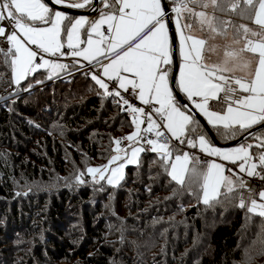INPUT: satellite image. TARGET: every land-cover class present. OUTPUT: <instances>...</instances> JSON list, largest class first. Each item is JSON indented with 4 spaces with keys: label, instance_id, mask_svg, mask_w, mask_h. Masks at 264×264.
<instances>
[{
    "label": "trees",
    "instance_id": "trees-1",
    "mask_svg": "<svg viewBox=\"0 0 264 264\" xmlns=\"http://www.w3.org/2000/svg\"><path fill=\"white\" fill-rule=\"evenodd\" d=\"M111 3L102 0L99 14L112 11ZM68 17L65 27L74 16ZM12 55L0 48V262L264 264V217L239 207L240 189L205 204L189 177L183 185L171 178L174 155L198 134H208L198 118L170 143L171 160L146 149L118 185L93 179L89 167L108 163L115 140L135 127L127 105L83 72L37 84L48 73L39 69L15 84ZM9 86L16 88L15 99L1 96ZM210 128L223 144L250 131L237 127L232 138V130ZM247 141L257 143L253 136ZM191 157L196 159L195 151ZM225 173L237 177L230 166ZM19 235L29 242L20 243Z\"/></svg>",
    "mask_w": 264,
    "mask_h": 264
},
{
    "label": "snow or ice",
    "instance_id": "snow-or-ice-1",
    "mask_svg": "<svg viewBox=\"0 0 264 264\" xmlns=\"http://www.w3.org/2000/svg\"><path fill=\"white\" fill-rule=\"evenodd\" d=\"M90 2L91 0H72L66 6L83 8ZM54 3L64 4L65 0H54ZM169 3L174 6L166 12L162 0H112L108 5L112 11L102 13L98 20L92 21L91 32L87 34L86 40H82L81 29L89 23L85 17L75 19L65 27L64 21L70 18L62 11H53L43 0H0V22L8 21L13 29L6 39L11 41L14 50L12 65L15 83L19 84L40 68H48L52 72L67 68V65L44 59L42 55H65L62 51L65 46L62 36H66L67 47L72 49V56H82L89 62L114 54L117 49L126 46L127 50L122 55L102 65L103 75L118 81L119 88L126 92L129 85L138 90L139 99L145 105L155 101L158 105L155 113L165 121L167 131L177 140L185 136L189 126L198 124V121H194L193 116L186 111H181L177 96L173 94L174 87L192 100L196 109L208 118L210 124L232 130V138H235L237 127L238 130L245 131L256 125H264V0H169ZM171 13L175 14L174 19ZM229 13L252 21L258 26V30L243 24L238 27L233 25L230 20L225 19ZM166 18L173 19L179 33L175 50L181 63L175 83L170 82L173 41ZM104 25H107L109 33L107 44L105 33L101 31ZM229 27L235 29L232 44L224 46L221 60L208 63L205 53L216 52L220 48L219 44L210 42L216 41L218 37L227 39ZM17 29L23 39L17 34ZM5 30V26L0 24V36L5 35ZM93 34L97 36L96 40L92 39ZM240 39L244 40V47L234 48L232 45L238 44ZM134 40L138 42L133 43ZM84 43L87 47L81 49L80 45ZM102 44L105 45L103 48ZM30 45H35L40 51L33 50ZM244 53H251L256 57L254 71L251 70L253 61L246 58ZM38 56L43 61L40 64L35 63ZM237 71L243 75L237 76ZM91 78L105 94L120 96L119 91L109 92V85L100 76L93 74ZM115 87L114 85L113 89ZM121 100L128 105V100L123 97ZM213 101L215 103H211ZM183 107L187 108L186 105ZM129 108L133 113L136 132L125 139L132 141L139 136L141 124L144 123L139 117L145 116L148 121L145 131L155 132L156 136V139L146 141L151 146L150 150L159 152L165 161L171 160L168 140L164 132L160 131L161 125L153 119V113L149 111L145 114L143 108L131 105ZM191 131L195 133L196 129L193 127ZM261 131L264 132V129ZM249 135L257 140L255 145L241 143L237 147L222 149L214 147L204 134H198L197 139L189 140L188 143L193 148L199 147L208 155L220 157L224 161H231L233 164L239 161V171L246 172L251 177L260 175L257 168L264 169V137H257L255 133ZM161 138H164V142H161ZM115 144L117 153H126L125 149L120 148L121 140H115ZM253 147L260 149L255 156L250 151ZM142 151L143 148L133 149L127 163H138L137 156ZM121 159L120 155H114L109 165L103 167L107 171L112 163ZM124 167V164H120L111 169V175L107 178L109 184L123 179ZM168 167L171 168L172 180L179 184L185 183L186 176L198 184L205 204L210 200L220 202V196L227 198L238 189L247 187L242 178L237 176L233 179L232 176L225 175L224 164L204 161V166L201 167L200 161L194 160L188 153L175 156V162ZM88 172L94 179L97 173L99 179H105L104 172L99 168H89ZM260 178L264 180V175H260ZM247 190L249 193L254 191L251 188ZM258 198L260 202L257 199L250 200L247 211L264 217V190L258 192ZM245 206V199L240 193L239 207Z\"/></svg>",
    "mask_w": 264,
    "mask_h": 264
},
{
    "label": "rangeland",
    "instance_id": "rangeland-1",
    "mask_svg": "<svg viewBox=\"0 0 264 264\" xmlns=\"http://www.w3.org/2000/svg\"><path fill=\"white\" fill-rule=\"evenodd\" d=\"M43 2L44 3H46V4H48L47 2H45L44 0H43ZM102 2V1H101ZM49 5V4H48ZM94 5V4H93ZM93 5H91L90 7H89V9H91L92 7H93ZM49 7L51 8V6L49 5ZM102 7V6H101ZM56 10H59V9H54V11H56ZM59 11H61V10H59ZM62 12H64V11H62ZM65 14H66V12H64ZM101 14L102 13H100L97 17H92V16H86V15H75V18H74V20L75 19H78V18H81V17H85L87 20H88V24H85L84 25V27L81 29V32H80V35H81V39L82 40H86L87 39V34L89 33V32H91V28H90V24H91V22L92 21H94V20H98L99 18H100V16H101ZM225 19H228V20H230L231 21V23L233 24V25H235V26H239V25H241V24H243V25H245V26H247V27H250V28H253L254 30H258V28H256V26H253V24L251 23V21L250 20H248V21H241V20H239V21H236L235 20V18L233 17V16H227V17H225ZM74 20H73V22H74ZM166 23L168 24V22H167V20H166ZM107 28V25H104L103 27H102V29H101V31H103V32H105V29ZM175 29H176V27H175ZM168 30H169V35H170V37H171V33H170V28H169V26H168ZM17 31V34L18 35H21V38L23 39L24 37L22 36V34L21 33H19V30L17 29L16 30ZM197 34V33H196ZM175 35H177V45H178V36H179V33H178V31H177V29H176V34ZM235 35V29L234 28H232V27H229V31H228V38L227 39H222V38H217L216 39V41H212V42H210V43H216V44H219L220 45V48H218L217 49V51L216 52H212V53H208V52H206V56L205 57H207V61L208 60H210L211 62H213V63H216V62H218L219 60H221L222 58H223V52H224V46L225 45H227V44H232V40H233V36ZM172 38V37H171ZM249 38L251 39L252 37H250L249 36ZM65 40H63V42H64V48L62 49V51L64 52L66 49H68L69 51H70V57H73L74 58V56H72L71 55V53H72V49H70V48H68L67 47V41H66V38H64ZM92 39L93 40H96L97 39V36L95 35V34H93L92 35ZM107 42H108V38H106V36H105V44H107ZM244 45V40L243 39H240V42L238 43V44H233L232 46L234 47V48H237V49H239V48H242V47H244L243 46ZM32 48H33V50H34V46L35 45H30ZM85 47H87V45H86V43H85V45L84 44H81L80 45V48L81 49H83V48H85ZM1 48V47H0ZM3 52H5V51H3ZM14 52V50L13 49H10V51H6L5 53H13ZM248 53H244L243 55L245 56V57H248L249 59H251L248 55H247ZM43 55V58L44 59H48V60H50V58L47 56V55H50V54H42ZM173 55V54H172ZM75 59H77L78 60V63L79 64H81V65H85V64H89V63H91V62H89L88 60H85L84 59V57H75ZM108 59V58H107ZM36 60H37V58H36ZM179 60H180V56L178 55V62H179ZM51 61V60H50ZM108 61V62H107ZM43 61H42V59H41V63H42ZM52 62H55V63H61V62H59V61H52ZM110 62V60H105L104 61V63H106V64H108ZM177 62V63H178ZM35 63H36V61H35ZM37 64H40V63H37ZM62 64V63H61ZM179 64V63H178ZM101 66L103 65V63L102 64H100ZM67 67H69V66H67ZM40 69H47L48 70V73H47V78H41L39 81H37V84H42V82H44L43 80H48L49 81V79H51L50 81H49V83L50 82H52V81H54L55 79H57V78H63V77H69V72H70V70H71V68L69 69V70H67L66 72H64L63 73V76L61 75V76H59V77H53L54 76V72H52L50 69H48V68H40ZM37 70H39V69H37ZM36 70V71H37ZM62 70L63 69H57L56 70V73H60V72H62ZM74 74H76V73H74ZM73 74V75H74ZM123 74V73H122ZM99 75H100V73H99ZM71 76V75H70ZM101 76V78H103L104 80H105V82L107 83L108 81H112V80H110L108 77H105L104 75H103V70H102V74L100 75ZM129 78H132L131 76L129 77ZM12 79H13V82L15 83V72H14V68H13V74H12ZM23 81V80H22ZM170 82H172V79H170ZM21 83V82H20ZM19 83V84H20ZM16 84V83H15ZM108 84V83H107ZM9 87H14V86H9ZM8 87V88H9ZM8 88H6V89H8ZM118 88H119V86H118ZM5 89V90H6ZM116 89V88H115ZM121 90L123 91V89H120L119 88V90H117V91H119V92H121ZM16 90H12V91H9L8 93H10V94H13V96L10 98V100L11 99H15V97L17 96V92L16 93H14ZM4 92V91H3ZM3 92H1V96H2V94H3ZM109 92H110V90H109ZM16 94V95H15ZM173 94L174 95H176V92H175V88H173ZM177 96V95H176ZM4 97H7V96H4ZM9 98V97H8ZM177 100H178V102H179V99H178V97H177ZM140 102H141V100H140ZM152 103H154V104H156L155 103V101H153ZM190 104V106H191V108L195 111V112H197L200 116H202L203 117V119L207 122V124L211 127V126H213L212 124H210L209 122H208V118L206 117V116H204L203 115V113H201L198 109H196V107H195V104L193 103V102H191V103H189ZM143 105H145L143 102H142V105H138V106H136V108H143L142 106ZM157 105V104H156ZM178 106H180V105H178ZM181 111H186L187 112V114H189V115H192L193 116V111L191 110V109H186V108H183L182 106H181ZM139 119H142V120H144V116H140L139 117ZM144 124L145 123H143V124H141V130H140V133H139V136L137 137V138H135L134 140H132V141H129V144H128V146L126 147V148H122L121 147V145H120V148H122V149H125L126 150V153L125 152H120V153H117L115 150H114V153L112 154V156H114V155H120L121 157H122V159L121 160H118V161H116V162H114V163H112L110 166H109V169L106 171L105 170V168L103 167V166H105V165H109V162L108 163H106V164H103V165H97V164H92L89 168H99V169H101V171L102 172H104V175H105V178L107 179L110 175H111V169H113V168H116V167H118L120 164H124L125 165V167L123 168V176H125V174H126V169H127V166L128 165H130V164H128L127 163V159L128 158H130L131 157V154H132V150L133 149H135V148H143L144 150H146L147 148L144 146V144H143V142H142V137L145 135V133H146V131H145V129L147 128H144ZM133 132H136V124H135V127L128 133V134H126L127 136H129V135H131ZM163 132H164V134H165V137L167 138V140H168V143H169V145H170V143L171 142H174L175 140H177L176 139V137H173V136H171V134L167 131V129H166V127H165V121H164V128H163ZM126 135H123V136H121V137H119L118 139L119 140H121V143H122V139L126 136ZM205 136H206V138L211 142V144L214 146V147H219V148H222V149H226V148H232V147H237V146H239L240 144H238V145H234V146H230V147H227V146H223V145H218V144H216V142H214L212 139H211V137L208 135V134H204ZM126 136V137H127ZM154 136H155V134H154ZM181 138V137H180ZM154 139H156V137L154 138ZM197 139V138H196ZM192 140V139H191ZM161 142H164V138H161ZM197 143H198V141H197ZM243 144H246V143H243ZM248 144V143H247ZM114 148L116 149V144H115V146H114ZM192 151H195L196 152V154H197V157H196V159L195 160H199V158H200V155H203V156H205V158L207 157L209 160H208V162L210 163V162H212V161H215V162H217V163H222V164H224L225 165V169L227 168V166H230V170L232 171V172H234V173H236L237 174V176L238 177H240L241 178V175H244V174H246V172H240L239 171V167H238V165H239V161L236 163V164H233L231 161H224L222 158H220V157H215V156H211V155H208L207 153H205V152H203L199 147H196V150H194V148L190 145V147L189 148H187V149H184V151L183 152H180V153H178V154H176V155H174V157H173V161H172V163H174L175 162V156H177V155H183L184 153H188L189 154V156L191 157V153H192ZM252 153H253V151H252V149L250 150ZM143 152V151H142ZM142 152H140V153H138V156H137V160H138V163H139V161H140V157H141V154H142ZM111 156V157H112ZM110 160H111V158H110ZM109 160V161H110ZM200 163H202V164H204V162H200ZM137 164V163H136ZM226 172V171H225ZM91 174V173H90ZM225 175H230V174H227V173H225ZM230 176H232V175H230ZM233 177V176H232ZM92 178H93V175H92ZM124 178V177H123ZM94 179V178H93ZM96 180L97 179H99V173H97L96 174V178H95ZM233 179H235V178H233ZM122 180V179H121ZM121 180H119V182L118 183H113V184H111V185H118L119 183H120V181ZM262 190H264V186H263V188H262ZM201 202H203V198L201 197ZM260 202V201H259ZM22 232H24V233H26L25 232V229L24 230H22V231H20V233H22ZM18 238H19V240H20V243L21 242H23L22 244H27L28 242H29V237H27L26 238V236H22V235H19L18 236ZM26 238V239H25ZM14 244H15V242H14ZM0 264H3V261H1L0 262ZM8 264H11V262L10 263H8ZM12 264H14L13 262H12Z\"/></svg>",
    "mask_w": 264,
    "mask_h": 264
},
{
    "label": "built area",
    "instance_id": "built-area-1",
    "mask_svg": "<svg viewBox=\"0 0 264 264\" xmlns=\"http://www.w3.org/2000/svg\"><path fill=\"white\" fill-rule=\"evenodd\" d=\"M170 7H169V10H170ZM172 14L173 13H171V15ZM0 24L5 26V29H6L5 30V35L4 36H0V47H1V50L5 51V52L6 51H10V49L12 48V44H11V41L6 39V37L10 34V32L13 29L9 26L8 21L0 22ZM106 34H109L107 30H106ZM144 34L146 35L147 33L145 32ZM135 42H138V40H134L133 41V43H135ZM125 50H127L126 46L124 48L119 49L114 54H110L108 56V59L116 58L118 55H121L123 53V51H125ZM36 51L39 52L40 50L38 48H36ZM52 59L59 60V61L63 62L65 65L69 66L71 68V70H70V72L68 74L69 76L73 75L74 73H78V72H83L85 75L90 76V77L93 74L99 75V73H100V71L97 68L96 64H94L93 62H91L89 64L81 65L74 58H71L69 56L64 57V56H61V55H57L56 58H52ZM36 63H41L40 56L37 57ZM93 70H95V71L93 72ZM113 86H114V84L110 85V89L111 90H114ZM12 90H16V88L15 87H13V88L9 87L8 89H6L3 92L2 96L8 95L9 94L8 92L12 91ZM121 97H123V99L128 100V102H129L128 105H127L128 113H129L130 116L133 117V113L131 112V110L129 108V105H131L132 107H136L138 105H142V104H139L138 101H137L136 91L134 89H132V88H129L127 92L126 91L120 92V98ZM142 107L145 110V114H147L149 111H151L153 113V119L156 120V122L161 125L160 131H163V128H164L163 120L159 118V115L157 113H155V108L157 107V105L154 104V103H151L149 105H143ZM144 123H145L144 124V128H146L148 121H147L145 116H144ZM154 134H155V132H152V133H147L146 132L145 135L142 137V142H143L144 146L148 150L151 149V146L148 145L146 143V141L154 139L156 137V136H154ZM122 140L123 141H122V143L120 145H121L122 148H125L129 144V141L127 139H125V138H123ZM208 160L209 159L207 157L205 158V156H201L200 157V161L201 162L208 161ZM256 171L258 173H260V175H264V169L262 171L261 170H256ZM260 175H254V176H251V177L248 176L247 174L241 175V178L246 182V185H247L246 188L240 189V193L243 194V197L245 199V205H246L245 207L246 208L248 207L251 199H257V201L259 202L258 192L261 191L263 186H264V180H262L260 178ZM248 188L254 189V191L249 193V191L247 190Z\"/></svg>",
    "mask_w": 264,
    "mask_h": 264
},
{
    "label": "water",
    "instance_id": "water-1",
    "mask_svg": "<svg viewBox=\"0 0 264 264\" xmlns=\"http://www.w3.org/2000/svg\"><path fill=\"white\" fill-rule=\"evenodd\" d=\"M44 1L47 2L49 5H51L53 8L59 9L61 11H64V12L72 14V15H94V14H96L98 12L102 0H94V6L91 9H89V10H81V9H78V8H70V7H67L66 5H63V4H55L54 0H44ZM163 4L165 5V11L168 12L169 11V5L165 2V0H163ZM167 22H168L169 27H170L172 41H173L174 71H173V75H172V83H175V81H176V77L175 76L177 75V70H178V63H177L178 62V56H177V52L175 50L176 46H177V36L175 35L176 32H175V27H174L172 19H168L167 18ZM175 92H176V95H177L178 99L180 100V102L183 105H186L187 108L191 109L194 112L193 113L194 116L196 118H198V120H200L202 122L203 126L206 128V130H207L209 136L211 137V139L214 142H216V144H218V145H223V146L230 147V146L241 144L242 142L246 141L249 137H251V135H249V133H256L260 129L264 128V125L257 126V127L253 128V129H251V131L246 133L241 138H239V139H237V140H235L233 142H229V143L223 144L217 139L216 135L211 130V128L207 124V122L203 119V117L200 116L197 112H195L191 108L189 102L180 94L179 91H177V88H175ZM245 137H247V139H245Z\"/></svg>",
    "mask_w": 264,
    "mask_h": 264
},
{
    "label": "crops",
    "instance_id": "crops-1",
    "mask_svg": "<svg viewBox=\"0 0 264 264\" xmlns=\"http://www.w3.org/2000/svg\"><path fill=\"white\" fill-rule=\"evenodd\" d=\"M91 1H93V4H94V0H91ZM165 2L167 3V1L165 0ZM68 2H66L65 1V3L64 4H67ZM102 3V2H101ZM162 3H163V0H162ZM168 4V3H167ZM51 6V5H50ZM94 6V5H93ZM173 6V5H172ZM171 6V7H172ZM170 7V6H169ZM51 8L53 9V11H54V9H56V8H53L52 6H51ZM100 8H101V4H100V7H99V10H98V12H97V14H96V16L95 17H97L98 15H99V11H100ZM79 9V8H78ZM89 10V9H88ZM66 15L68 16V15H70L69 13H66ZM74 17H73V20H74V18H75V15H73ZM86 16H92V15H86ZM174 16H175V14L173 13L172 14V17H173V19H174ZM93 17V16H92ZM94 18V17H93ZM173 19H172V21H173ZM73 20H72V22H73ZM166 20H167V18H166ZM65 22V21H64ZM71 22V23H72ZM173 24H174V22H173ZM168 26H169V24H168ZM174 27H175V24H174ZM170 28V27H169ZM256 28H258V26H256ZM106 30H107V28L105 29V36H106V38H108V36H109V34H106ZM175 32H176V29H175ZM170 33H171V31H170ZM197 35H201L200 33H197ZM177 36V35H176ZM172 37V36H171ZM64 38H66V36H62V39L63 40H65ZM84 45H85V43H84ZM87 45V44H86ZM105 45L104 44H102L101 45V47L103 48ZM244 46V45H243ZM36 46H34V50H36ZM119 49H117V51H118ZM126 51V50H125ZM64 53H65V55H61V56H64V57H66V56H69L70 57V51L68 50V49H66L65 51H64ZM57 55H59V54H57ZM56 55V56H57ZM110 54H108L107 55V57H105V56H101V57H98L97 59H95V60H92L91 62H93L94 64H96V66H97V68L99 69V71H100V75L102 74V70H103V68H102V66L100 65V64H106V63H104V61L105 60H114V59H116V58H114V59H107L108 58V56H109ZM122 55V54H121ZM250 58H251V60L253 61V63H252V68H251V70H253L254 71V69H255V67H256V63H255V60H256V57H254L251 53H248L247 54ZM49 58H50V60L51 61H55L54 59H52V58H56V56H52V55H47ZM177 56H178V53H177ZM205 56H206V53H205ZM52 57V58H51ZM71 58H73V57H71ZM206 58V60H207V57H205ZM246 58H248V57H246ZM74 59H75V57H74ZM249 59V58H248ZM75 60H77V59H75ZM57 61H59V60H57ZM78 61V60H77ZM59 62H61V61H59ZM108 62V61H107ZM208 63H213V62H211L210 60H208L207 61ZM62 64H64L63 62H61ZM179 64H178V70H177V75H178V71H179V67H180V63H181V59L179 60V62H178ZM70 69V67H67V68H65V69H63L62 70V72H60V73H56V71L54 72V76L53 77H59V76H63V73L64 72H66L67 70H69ZM172 69H174V58H173V55H172V68H171V71H172ZM246 71H248V70H246ZM100 75H98V76H100ZM173 75V74H172ZM172 75H170V79H172ZM177 75L175 76L176 77V79H177ZM236 75L237 76H240V75H243V73H241V72H239V71H237V73H236ZM101 77V76H100ZM108 83V85H109V90L110 91H113V90H111L110 89V85L111 84H114L115 86H116V89H114L115 91H117V90H119V88H118V81H116V80H112V81H108L107 82ZM129 88H132L130 85L128 86V89ZM135 90V89H134ZM124 91V90H123ZM136 91V94H137V101H138V103L139 104H142V101L140 102V99H139V95H138V90H135ZM177 91H179V89L177 88ZM121 92H122V90H121ZM180 92V94L189 102V103H191L192 102V100H190L183 92H181V91H179ZM198 99V98H197ZM214 102V101H213ZM178 105H180V106H182L183 107V104L180 102V100H179V104ZM157 107H158V105H157ZM184 108V107H183ZM186 109H189V108H186ZM193 117H194V114H193ZM163 124H164V120H163ZM258 126H260V125H258ZM257 127V126H256ZM255 128V127H254ZM262 130V129H261ZM250 131H251V129H250ZM260 131V130H259ZM258 132V131H257ZM183 137V136H182ZM181 137V138H182ZM248 140V139H247ZM244 141V142H242V143H251L250 141ZM253 151V150H252ZM192 152H194V151H192ZM253 155H254V152H253ZM201 156H203V155H200V157ZM255 156V155H254ZM200 159V158H199ZM200 161V160H199ZM208 162V161H207ZM257 170H263V169H261V168H257Z\"/></svg>",
    "mask_w": 264,
    "mask_h": 264
},
{
    "label": "bare ground",
    "instance_id": "bare-ground-1",
    "mask_svg": "<svg viewBox=\"0 0 264 264\" xmlns=\"http://www.w3.org/2000/svg\"><path fill=\"white\" fill-rule=\"evenodd\" d=\"M206 129V128H205Z\"/></svg>",
    "mask_w": 264,
    "mask_h": 264
}]
</instances>
